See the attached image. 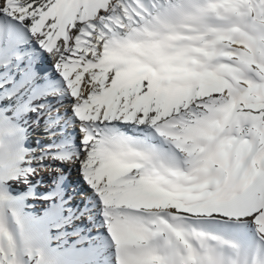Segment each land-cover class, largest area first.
<instances>
[{"label":"snow or ice","instance_id":"obj_1","mask_svg":"<svg viewBox=\"0 0 264 264\" xmlns=\"http://www.w3.org/2000/svg\"><path fill=\"white\" fill-rule=\"evenodd\" d=\"M29 113L115 264H264V0H0V177ZM5 199L0 264H18Z\"/></svg>","mask_w":264,"mask_h":264},{"label":"bare ground","instance_id":"obj_2","mask_svg":"<svg viewBox=\"0 0 264 264\" xmlns=\"http://www.w3.org/2000/svg\"><path fill=\"white\" fill-rule=\"evenodd\" d=\"M42 67L52 71L51 61L47 57ZM50 99L55 102V98ZM35 117L36 114L29 113V126L21 125L23 151L15 171L0 177V191H3L6 196L3 204V223L16 245L18 264H32V259L35 260L34 257L38 253L46 257L49 264H115L111 257L115 247L113 250H105L93 246L88 253L84 251L79 257L73 259L65 255L71 245L57 252L50 244L52 228L58 230L59 234H69L72 231L67 228L69 223L75 231L82 232L81 239L86 237L92 226L95 228L94 225L102 223L98 216L102 212H92L91 207L88 209L84 203H80L78 198L92 200L93 193L78 172L77 166L59 159L49 160L45 157L43 160H38L36 158L33 151L35 144L25 138V134L29 131L44 127L43 117L39 125L32 123ZM35 132L36 134L31 136H40V131ZM47 140L48 137L43 143ZM67 141L72 143L74 140L68 138ZM69 178L71 188L75 191V198L72 199H70L72 194L67 192L65 187L66 180ZM93 202L97 201L93 199ZM46 203H48L47 206L41 211L27 209L32 205L42 206ZM73 214L75 218L71 221ZM102 218V221L107 223V218L103 214ZM101 245H104L103 242Z\"/></svg>","mask_w":264,"mask_h":264},{"label":"rangeland","instance_id":"obj_3","mask_svg":"<svg viewBox=\"0 0 264 264\" xmlns=\"http://www.w3.org/2000/svg\"><path fill=\"white\" fill-rule=\"evenodd\" d=\"M61 111H63V108L61 109ZM44 126V125H43ZM35 131H40V136H31L36 134ZM72 129L69 128V133L66 137V141L69 139H73L75 140V134L72 133ZM29 133V134H28ZM27 134H25V138L27 140L32 141V143H34L35 145H33L35 148L33 149V151H35L36 147H37V142L39 141L41 144H43L44 141H46L48 134L45 132L44 127L40 128V130H31L29 131ZM43 136V137H42ZM68 142V141H67ZM65 187L67 189V192L71 193V198H75V191L71 188V182H70V178L69 180H66V184ZM80 203H84V206H86L88 209H91L92 212H97L100 213L101 211L98 210L99 208H97V202H93V199H85L84 197H80L78 198ZM49 201V200H47ZM42 204V203H40ZM48 203H46L45 205L42 206H29L27 209L30 210H34V211H41L43 210ZM95 204V205H94ZM37 205V204H36ZM92 205V206H91ZM91 207V208H90ZM65 211V208L63 209V212ZM99 218H101V224L99 225H94L95 228L92 226L88 232H87V236L82 238L83 236L80 231H75L74 228H72L70 226L71 223H69V228L71 231V233L69 234H59L58 230L56 231L55 229L52 228L51 232H53V234H51V239L50 244L53 245L55 247V249L58 251H61L64 248H67L68 245H71L69 247L68 253L65 255H69L71 258H76L77 256L79 257L80 254L82 252H89L91 250V248L93 246H97V248H103L105 250L109 249V250H113L114 249V243L111 239V235L108 231V227H107V223L103 220L102 221V214H98ZM75 218V215H72L71 221H73V219ZM103 242V246L101 245V243ZM77 254H76V253ZM41 254H37V256H35V260L32 259V264H49L48 260L46 257H43ZM111 257L112 260L115 262V257H116V253L115 250L111 253ZM35 262H34V261Z\"/></svg>","mask_w":264,"mask_h":264}]
</instances>
